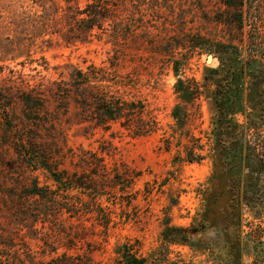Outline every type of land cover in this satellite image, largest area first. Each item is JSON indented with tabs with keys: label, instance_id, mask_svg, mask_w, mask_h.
Masks as SVG:
<instances>
[{
	"label": "rangeland",
	"instance_id": "1",
	"mask_svg": "<svg viewBox=\"0 0 264 264\" xmlns=\"http://www.w3.org/2000/svg\"><path fill=\"white\" fill-rule=\"evenodd\" d=\"M225 7L222 0H0V85L12 96L7 109L14 126L1 109L4 263L93 249L94 264H122L129 243L145 264H252L249 232L264 227V199L252 205L247 193L239 194L254 161L241 163L224 148L254 124L250 109L223 117L221 102L241 99L257 78L237 77L241 64L222 60L200 36H239L238 27L231 31L216 20ZM243 10L246 36L264 27V0H245ZM76 69L97 70L96 82L111 94L142 101L152 131L85 120L72 98L58 107L48 97L37 127L42 142L66 155L54 167L60 162L59 170L92 187L66 189L41 165L25 164L12 137L25 120L22 89L68 80ZM182 83L197 86L195 97H184ZM257 127L264 142V124ZM82 151L103 161L85 163ZM34 183L48 197L29 194ZM70 230L74 236L67 238Z\"/></svg>",
	"mask_w": 264,
	"mask_h": 264
},
{
	"label": "trees",
	"instance_id": "2",
	"mask_svg": "<svg viewBox=\"0 0 264 264\" xmlns=\"http://www.w3.org/2000/svg\"><path fill=\"white\" fill-rule=\"evenodd\" d=\"M225 4L223 14L216 16L217 22H221L227 29L233 30V27H238V37H228V39L208 38L204 35H200L204 39L202 43L208 48L220 50V57L222 60H230L231 62L241 64L236 70L238 71L237 77L244 78L247 74L257 78L255 86L245 87L248 89L247 93L242 91V98L232 101L231 104L227 103L226 99H223L221 106L223 110L221 115L226 116L229 111L250 109L252 118L248 121L253 123L254 126L248 125L241 133L239 137L226 146L225 151L235 158H239L240 162L246 158L254 161L252 169L250 170L251 178L247 179V182L242 185H237L239 194L243 192L247 193L250 199L246 200L248 204L257 205V202L264 199V142L260 140L258 136L260 130L257 124H264V87L260 84L262 77L264 79V27H258L256 30L248 31L246 36L245 15H244V3L245 0H222ZM101 4L98 3L97 6ZM91 6V5H89ZM88 6V7H89ZM106 9L105 6L101 7ZM89 10V8H87ZM101 9V10H102ZM92 10L90 14H97L101 10ZM256 16V15H255ZM257 18V17H256ZM261 18V19H260ZM263 21L262 17L257 18ZM257 21V20H256ZM253 23V22H252ZM235 39L238 42H235ZM247 50V57L242 61L240 56L244 55V50ZM244 57V56H243ZM255 65L256 67L252 66ZM97 70L84 71L82 69H76L75 73L71 74L68 80L61 79L59 81H52L47 87H42L43 83H37L32 87L22 89V103L24 105V123L22 125V131H17L12 137L13 146L16 152L22 156V161L28 166L41 165L47 169L52 175L55 182L59 187L66 189L76 186L78 188H92L91 185L85 183L84 180L78 179L77 175H71L66 169H60L58 163L56 165L54 161L65 157L62 151H57V147H52L45 142H42V136H40V129L37 127L43 123L41 111L45 108V101L48 97L53 98L57 102L58 107H62L63 103L67 99L72 98L76 102V107L80 109L82 114L86 113L85 120H96L98 124H107L110 121H121V124L128 129H133L136 134H146L152 131V128L148 126V123L142 119L144 114V104L142 101L126 100L122 97L111 94L102 83H98L100 79H97L95 75ZM197 86H184L182 83L181 89L185 91L184 97H195L194 91ZM10 93L6 92V87L0 85V100H6L5 103L0 101V112H5L4 118L11 130L14 126L8 115L7 106L10 105ZM20 97V96H19ZM247 97V98H246ZM232 100V99H231ZM70 103V102H67ZM260 105V106H259ZM5 106V107H4ZM64 107V106H63ZM69 107V105H68ZM246 107V108H245ZM1 114V113H0ZM259 120V121H258ZM46 128V127H44ZM255 129V136L251 138L250 130ZM256 136H258L256 139ZM89 152L82 151L80 153L81 161L85 163L94 162V160L103 161L101 157H96V153L91 156L90 159L87 155ZM243 158V160H242ZM95 161V163H97ZM244 187V188H243ZM42 188L38 184L34 183L32 188L27 189L29 194L40 195L41 197H48L42 192ZM61 189V188H58ZM41 190V191H40ZM52 190V189H51ZM57 190H52L56 194ZM239 196V195H238ZM55 197V196H54ZM50 199L52 197H49ZM248 198V197H247ZM52 200V199H51ZM54 200V199H53ZM261 203V202H260ZM70 215L73 216L75 211L69 209ZM71 230L72 227H71ZM66 231L67 238L72 237L71 231ZM251 240L254 242V258L252 264H264V227L261 224L252 228L249 232ZM76 236V232H75ZM14 242V241H13ZM3 242L0 241V244ZM13 243L12 245H14ZM69 245V244H68ZM123 258L122 264H145L146 259L141 255H138L133 251L131 244L126 243L123 246ZM93 249H90L92 252ZM90 251H85L84 255L79 254L73 256L67 251H64L61 255L53 257L50 260H35L27 263L22 258V264H94L93 258L89 255ZM5 249L0 248V264H9L2 261V257L5 255ZM18 254V252H17ZM18 256H20L18 254Z\"/></svg>",
	"mask_w": 264,
	"mask_h": 264
},
{
	"label": "water",
	"instance_id": "3",
	"mask_svg": "<svg viewBox=\"0 0 264 264\" xmlns=\"http://www.w3.org/2000/svg\"><path fill=\"white\" fill-rule=\"evenodd\" d=\"M211 57H212V56H209V57H208V60H210Z\"/></svg>",
	"mask_w": 264,
	"mask_h": 264
}]
</instances>
